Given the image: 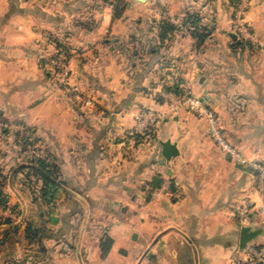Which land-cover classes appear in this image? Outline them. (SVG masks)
<instances>
[{
    "label": "crops",
    "instance_id": "obj_1",
    "mask_svg": "<svg viewBox=\"0 0 264 264\" xmlns=\"http://www.w3.org/2000/svg\"><path fill=\"white\" fill-rule=\"evenodd\" d=\"M124 1L115 18L103 0H0V152L4 124L32 125L61 180L48 212L27 210L28 184L17 173L4 182L0 163L3 195L25 209L22 226L0 220V264H231L264 241L253 171L216 145L204 119L176 110L167 89L188 87L246 157L264 159V48L232 38L234 0ZM4 9L16 39H4ZM189 13L208 31L201 42ZM245 18L264 41V0H249ZM163 21L176 27L165 37ZM59 48L78 101L49 81ZM148 112L153 131H138ZM166 140L179 151L170 159ZM244 227L256 234L243 245Z\"/></svg>",
    "mask_w": 264,
    "mask_h": 264
},
{
    "label": "built area",
    "instance_id": "obj_2",
    "mask_svg": "<svg viewBox=\"0 0 264 264\" xmlns=\"http://www.w3.org/2000/svg\"><path fill=\"white\" fill-rule=\"evenodd\" d=\"M248 6L249 0H240L238 2L237 8L234 12L233 30L241 38L254 41L264 48V41L254 36L255 34L253 33L252 28L245 18ZM190 26L189 28H194L193 26ZM58 53L59 56L54 58V68L59 75L60 85L64 86L65 89L73 95L75 100L78 101L81 98L80 92L77 87L71 85L69 82L70 69L66 50L59 48ZM174 94L176 97L174 108L176 110L181 108L188 109L194 112L199 118L204 119L207 122L206 133L212 138L216 145L226 153V155L237 163L248 166L253 171L256 180V187L259 191L264 193V159H250L246 157L229 139L222 125L220 115L200 97L193 95L188 87H183L181 93ZM138 118L140 120V131L143 130L149 133L153 131L156 122L155 120L157 119V116H155L154 113H143L139 115ZM251 204L250 201L246 200L240 208L239 216L242 224H245L249 220ZM231 264H264V241L246 245L243 254L235 258Z\"/></svg>",
    "mask_w": 264,
    "mask_h": 264
},
{
    "label": "rangeland",
    "instance_id": "obj_3",
    "mask_svg": "<svg viewBox=\"0 0 264 264\" xmlns=\"http://www.w3.org/2000/svg\"><path fill=\"white\" fill-rule=\"evenodd\" d=\"M103 1L112 5L111 2L112 0H103ZM5 3L6 0H4V8H5ZM233 5L234 6H233L232 17L234 18V12L237 8L238 3H235L233 1ZM7 13L8 12H6L4 9V39L6 38L16 39L15 37L17 36L18 28L15 27L14 24L7 27L6 24L8 22L6 21L8 20ZM29 26L31 28L32 25L29 24ZM191 26L194 27L192 29H195V25H191ZM30 31L28 30L27 32L28 35L31 33ZM200 31H203V29H200ZM232 32H235L233 30V26H232ZM253 33L255 34L254 36L258 37L255 32ZM42 36L43 35H41V37ZM238 38L245 39V38H241L239 35ZM42 39H44L45 41V39L48 38L44 36ZM258 39L260 38L258 37ZM53 53H54L53 54L54 57H52V59L50 58L51 60H49V63H47L46 65L50 73L49 75L52 77L51 79L49 78V81L53 85L55 84V86L58 89H61L62 91L65 90L66 92H68L64 86L60 85L59 75L54 68V58L58 57L59 53L57 52L56 49L55 51H53ZM2 127L3 126L0 125V135L3 134ZM6 129H8V132H6ZM137 130L140 131L138 128ZM39 133L42 135V132H34L33 126L25 123H19L14 125L4 124V155L0 152V163L1 165H4V182L8 180L9 176L10 178H13L14 174H16L17 172H19L17 173V175L21 174L20 177L26 180L25 182L28 184V188H29L28 190H30L34 198H36L34 205L32 203L25 205L27 207V210H29L28 208L30 207V209L32 210L34 208L35 211L39 209L42 212H48L53 206L52 205L54 202L53 198L56 193L55 190L57 189L56 185H50L46 190H42L43 185L40 180H37L34 176H31V180L28 181L22 173V171L26 172L29 170L28 165L31 164L30 162L31 159H35V158L44 159L48 154H50L45 144L46 141L42 138V136L39 135ZM10 189L11 188L9 187L8 190L12 191V189L11 190ZM24 210H25L24 206L20 202H18V204L14 202L11 204H8V202L7 204H0V216L3 217V218L0 217V220L4 219V222H6L8 219H11V221L7 224L12 225L11 227H18L23 222V220L20 218L22 216L21 212H25Z\"/></svg>",
    "mask_w": 264,
    "mask_h": 264
},
{
    "label": "trees",
    "instance_id": "obj_4",
    "mask_svg": "<svg viewBox=\"0 0 264 264\" xmlns=\"http://www.w3.org/2000/svg\"><path fill=\"white\" fill-rule=\"evenodd\" d=\"M112 6L114 8V17L120 18L124 14V10L126 7V2L124 0H112ZM235 3H238L239 0H234ZM186 25H195V29H192V33L195 37H197L200 42L205 39V37L208 34V31L206 29H203V31H200V20L199 16L195 13H189L184 21ZM176 27L171 24L168 21H163L161 24L162 29V36L165 37L168 35V32L174 31ZM167 89L169 91H172L174 93H181L182 88L180 87V84L178 81H176L172 86H168ZM31 164L28 165V171H22L25 178L30 181L31 176H34L37 180H40L42 182V190H46L50 185H59L60 179H59V171L60 166L59 164L54 160L53 156L51 154H48L46 158L40 159L35 158L31 159ZM26 174H25V173ZM19 173V172H17ZM26 181V180H24ZM0 204H7V199L5 197V194L3 195V190L0 189ZM111 240L106 241V245H104L103 252L106 254L110 248Z\"/></svg>",
    "mask_w": 264,
    "mask_h": 264
},
{
    "label": "water",
    "instance_id": "obj_5",
    "mask_svg": "<svg viewBox=\"0 0 264 264\" xmlns=\"http://www.w3.org/2000/svg\"><path fill=\"white\" fill-rule=\"evenodd\" d=\"M145 1V0H140ZM232 38L238 39V35L235 32H232ZM163 154L166 158L170 159L171 157L178 154V147L175 143H173L171 140L163 141ZM255 232L250 231L249 227L243 228V237H242V243L243 245L246 244L253 236H255Z\"/></svg>",
    "mask_w": 264,
    "mask_h": 264
}]
</instances>
